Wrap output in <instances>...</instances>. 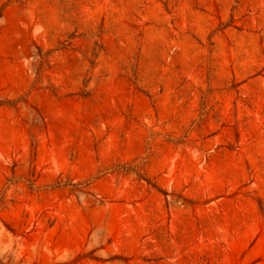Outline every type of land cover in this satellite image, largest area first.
<instances>
[{
  "label": "rangeland",
  "instance_id": "1",
  "mask_svg": "<svg viewBox=\"0 0 264 264\" xmlns=\"http://www.w3.org/2000/svg\"><path fill=\"white\" fill-rule=\"evenodd\" d=\"M0 264H264V0H0Z\"/></svg>",
  "mask_w": 264,
  "mask_h": 264
}]
</instances>
